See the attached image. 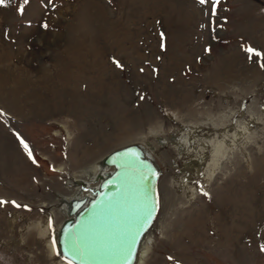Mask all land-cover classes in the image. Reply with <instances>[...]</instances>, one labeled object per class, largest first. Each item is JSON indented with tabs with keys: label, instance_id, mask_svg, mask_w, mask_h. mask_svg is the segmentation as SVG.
I'll list each match as a JSON object with an SVG mask.
<instances>
[{
	"label": "rangeland",
	"instance_id": "rangeland-1",
	"mask_svg": "<svg viewBox=\"0 0 264 264\" xmlns=\"http://www.w3.org/2000/svg\"><path fill=\"white\" fill-rule=\"evenodd\" d=\"M21 2L0 6V264L63 263L68 182L132 143L161 172L142 264H264V59L245 50L264 53V0Z\"/></svg>",
	"mask_w": 264,
	"mask_h": 264
},
{
	"label": "water",
	"instance_id": "water-1",
	"mask_svg": "<svg viewBox=\"0 0 264 264\" xmlns=\"http://www.w3.org/2000/svg\"><path fill=\"white\" fill-rule=\"evenodd\" d=\"M102 164L109 170L95 178L96 186L78 183L89 195L65 203L56 245L73 264H134L158 213L161 172L138 143L112 150Z\"/></svg>",
	"mask_w": 264,
	"mask_h": 264
},
{
	"label": "bare ground",
	"instance_id": "bare-ground-1",
	"mask_svg": "<svg viewBox=\"0 0 264 264\" xmlns=\"http://www.w3.org/2000/svg\"><path fill=\"white\" fill-rule=\"evenodd\" d=\"M244 132H245L244 127H242V126L240 127L239 126V128L233 133V135L231 137H226V136H223L222 137V135H221V139H217L218 141H215L213 144H211L212 145L210 147V148H212L211 152L215 156H214V159L209 158V161L206 160L207 168L208 169L211 168V171H214L213 168L217 165V162L215 161V159H217L220 155H222L223 150H224V147L225 146L227 147L235 139H238L239 137H241L244 134ZM186 140L187 139L185 138V136H183V137H181L179 139V143L180 144H182V143H188ZM211 161H212V163H211ZM201 162H202V160H198V159H196L195 161H193V165H194L193 167H194V169L191 170V169H188L187 168L188 170H186V172H184L185 174L183 173L184 175H186V178L185 179H187V177H188L187 174L189 172H191V173H193V172L199 173L200 172L199 169H200V165L202 164ZM107 167L108 166H105V165L102 164V159H101V161H96L92 165H89L88 167L83 168L80 171L79 174H75V176L72 178V181H69L68 182V185L71 186L72 189H73V195L72 196H69L68 198L63 197V196H60L61 197V199H60L61 200V203H63L62 207H60V208H61V211L65 214V216H66V206H65V203L70 198H72V197H82V196H84V195H82V193H85V195H89L88 192L82 191L80 189V186H79L78 183L80 181H84V182H86L88 184V186H91L90 184L95 182L94 181L95 178H97L99 174L104 173L106 171ZM57 231H58V229H57ZM57 231L55 233V238L57 237ZM146 234H147V232L145 233V235L143 236V238L141 240V243H140V246H139V250L137 252V256H136V260H135V263L134 264H142L143 257H144V254H145V252L142 251V248H143V243L145 241V238L147 237ZM62 259H64V258H62ZM62 262L63 263H61V261H60V262L55 263V264H68V261L67 260H65V261L62 260Z\"/></svg>",
	"mask_w": 264,
	"mask_h": 264
},
{
	"label": "snow or ice",
	"instance_id": "snow-or-ice-1",
	"mask_svg": "<svg viewBox=\"0 0 264 264\" xmlns=\"http://www.w3.org/2000/svg\"><path fill=\"white\" fill-rule=\"evenodd\" d=\"M13 2V0H0V6L2 5H5V4H11ZM29 2V0H22V2L20 3V5L18 6V12H20L21 14H23V11H24V5H26L27 3ZM199 2L201 4H205V3H209V0H199ZM219 3V0H211V4H212V11L213 13L215 12V8H216V5ZM163 36V33L161 34ZM163 46V45H162ZM249 54H250V58H251V55L254 54L256 55L257 57H261L262 59H264V53L258 51L257 49H253L251 47H248L247 49H245ZM113 62L116 64V66L118 68H123V65L120 64L119 61L115 60V58H113ZM261 67H264V63H261ZM22 144H24V147L26 150H28V155H29V158L31 159L32 158V153L31 151L28 149V145L22 140L21 141ZM33 162H35L33 160ZM6 203L5 201L3 200H0V205ZM13 204H15L16 207H21V205L19 204H16L15 201L12 202ZM24 207H27V205H24ZM51 218L49 219V227H51ZM132 243L134 244L135 243V238H133V241ZM55 244H56V241L55 239H53V247L55 248ZM261 248V251H264V244H262L260 246ZM57 255H59V252H57ZM169 259H171V257H169ZM68 264H73V262L71 260L68 261Z\"/></svg>",
	"mask_w": 264,
	"mask_h": 264
}]
</instances>
